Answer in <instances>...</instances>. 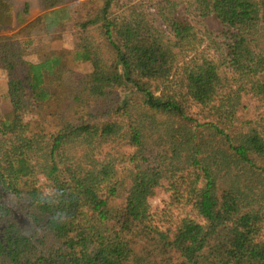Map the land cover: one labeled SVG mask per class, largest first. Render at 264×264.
I'll return each mask as SVG.
<instances>
[{"label":"trees","instance_id":"1","mask_svg":"<svg viewBox=\"0 0 264 264\" xmlns=\"http://www.w3.org/2000/svg\"><path fill=\"white\" fill-rule=\"evenodd\" d=\"M39 2L0 0V264H264V0Z\"/></svg>","mask_w":264,"mask_h":264},{"label":"rangeland","instance_id":"2","mask_svg":"<svg viewBox=\"0 0 264 264\" xmlns=\"http://www.w3.org/2000/svg\"><path fill=\"white\" fill-rule=\"evenodd\" d=\"M12 1L14 3L16 13L22 12L25 2H27V1L30 2V12H29V15H27V19H32V17H36L37 15H39L43 11V7L40 4L39 0H12ZM122 1H128V0H122ZM147 5H150V2H147L146 6ZM27 19H25V20H27ZM21 26H22V24L15 23L14 29L10 30L6 33H12L14 31H16L17 29H19ZM74 31H75L74 23H70L68 25V27L65 30H63L62 32L53 34L51 36H45V37H43V39L40 42L48 45L50 48H53L54 50L55 49L56 50H60V49L71 50V49H73L74 43H75ZM27 58L35 61V60H37V54L35 53V51L31 52V53L27 54ZM70 66L76 70L89 71L91 69V66L88 62H82V61L75 62L74 64H70ZM6 83H7V74L3 69H0V95L5 92ZM119 92L121 95L123 93L125 94L126 89L121 88ZM251 108H252V112H255V114H253L254 117L257 116L258 113H260V114L263 113V116H264L263 105L258 107L256 102H254L252 100ZM258 118L261 119V116L259 115ZM261 122H262V126H263L264 120L261 119ZM164 199L167 200V195L163 194V192H160L157 194V196H155L153 198L152 204L154 206H159V208H160L161 206H164V203H165L163 201ZM52 238L50 237L51 240H52Z\"/></svg>","mask_w":264,"mask_h":264}]
</instances>
